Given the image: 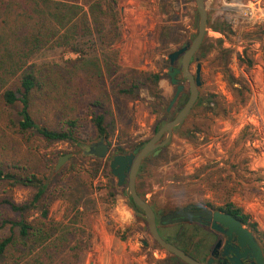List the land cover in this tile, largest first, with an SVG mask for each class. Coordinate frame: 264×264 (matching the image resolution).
<instances>
[{
  "label": "rangeland",
  "instance_id": "374dc122",
  "mask_svg": "<svg viewBox=\"0 0 264 264\" xmlns=\"http://www.w3.org/2000/svg\"><path fill=\"white\" fill-rule=\"evenodd\" d=\"M106 2H114L120 32V40L111 50L101 48L93 40L82 45L80 53L53 48L41 50L31 58L30 62L37 65L69 70L76 87L86 85V76H94L88 90L94 97H101L108 124L107 137L97 138L89 123L91 108L79 107L77 135L85 141L80 146L69 142L47 144L40 138L26 142L9 135V153L16 154L19 160L29 158L50 165L48 176L52 185L66 188L63 196L50 206L45 221L38 210L31 213L28 221L65 225L76 215L77 226L85 228L90 236L85 264H182L144 230L142 213L129 204L127 185L116 186V179L109 174V162L114 154L130 153L143 146L155 129L166 122L165 110L175 93L167 76V56L194 39L198 30L195 0ZM257 3L263 5L264 0H205L209 22L199 50L206 52V57L200 58L199 52L197 55L201 64L199 97L218 95L228 114L216 117L194 106L173 130L170 142L157 155L150 154L142 161L136 188L150 205L165 213L188 204L213 210L232 204L247 216L245 225L262 236L264 37L260 39L255 32L264 23L258 19ZM222 21L230 24L233 35L224 37L209 29L210 24ZM219 39L222 43H218ZM222 49L227 50L229 73L248 88L244 105L235 103L223 75L214 67L213 60ZM248 60L253 61L251 67L246 63ZM85 61L88 67L83 65ZM177 64L180 67V60ZM195 65L193 60L190 66L193 74ZM153 74L159 76L158 82L149 78ZM179 80L186 96L188 83L181 77ZM122 84L134 85L136 96L115 95L114 90ZM101 139L109 146L106 158L84 153L87 147L83 146ZM65 154L71 157L54 173L58 158ZM59 190L57 195L61 194ZM30 195L29 188H0V197L9 196L17 204L28 200ZM5 216L14 217L8 211ZM158 228L164 235L161 237L170 240L178 229L163 225Z\"/></svg>",
  "mask_w": 264,
  "mask_h": 264
},
{
  "label": "trees",
  "instance_id": "16d2710c",
  "mask_svg": "<svg viewBox=\"0 0 264 264\" xmlns=\"http://www.w3.org/2000/svg\"><path fill=\"white\" fill-rule=\"evenodd\" d=\"M116 15L114 2L109 4L106 0H0V188L31 189L29 199L21 204L9 196L0 197V233H5L0 236V264H85L90 236L85 228L77 226L76 215L65 225L28 221L34 210L45 221L50 206L57 197L63 196L66 188L52 185L53 180L48 176L50 165H41L29 158L19 160L16 154L9 153L7 145L9 135L26 142L40 138L47 144H84L77 135L79 107L91 108L89 123L97 138L107 137V112L103 111L101 97H94L88 90L94 76H86V85L76 87L69 70L30 61L44 49L61 48L80 53L81 46L93 40L101 48L111 50L120 40ZM209 29L224 37L234 34L225 21L210 24ZM255 34L262 39L264 26L257 27ZM203 43L204 40L199 50ZM199 53L200 58L206 57V52ZM226 57L227 50L222 49L213 60L214 67L223 75L235 103L244 105L248 88L229 73ZM239 60L244 62L241 57ZM246 63L249 67L253 65L252 60ZM83 65L88 67L89 63L85 61ZM149 78L154 82L159 80L157 74ZM114 93L136 96L132 84L119 85ZM187 99L188 93L178 98L176 110L172 109L173 117ZM195 107L216 117L228 114L216 94L198 97ZM57 190L61 194L57 195ZM113 191L111 187L112 197ZM130 203L134 211L142 213ZM219 210L247 224V216L234 205L227 204ZM7 211L14 217L5 216Z\"/></svg>",
  "mask_w": 264,
  "mask_h": 264
},
{
  "label": "water",
  "instance_id": "95a60500",
  "mask_svg": "<svg viewBox=\"0 0 264 264\" xmlns=\"http://www.w3.org/2000/svg\"><path fill=\"white\" fill-rule=\"evenodd\" d=\"M196 11L198 15V30L190 43L183 44L179 49L170 53L167 56L168 70L167 76L170 84L175 87V93L168 104L167 111H169L177 102L179 97H184V86L179 84L180 76L188 83V99L184 106L177 112V114L163 123L153 136L135 152L114 155L110 162L111 175L116 179V185L121 187L126 178V171H129V179L127 185V195L129 201H131L135 207L142 212V216L145 220L144 230H146L154 242L158 246L169 253L170 255L178 258L183 264H202L190 256L184 251L173 245L172 243L164 240L157 228L156 214L152 209L148 201H146L137 191L135 187V178L137 172L141 166L142 161L150 154L157 155L160 149L166 146L172 137L173 130L178 127L184 119L189 115L193 107L195 106L199 97V88L201 86L200 71L201 64L198 61V50L208 30V13L205 6V0H195ZM180 60V68H175V62ZM196 61L194 74L190 71L192 61ZM162 139V140H161ZM109 152V146L101 139L96 143H93L87 147L84 153L88 156H93L98 159H104ZM71 154H65L58 158L53 172L57 173L61 167L69 160ZM198 218L212 219L213 227L215 224H220L229 229L230 232H234L238 237V242L242 245V239L247 238L252 244V236L250 232L242 226L239 219L232 217L230 214L209 211L203 212H187V208L183 211L173 212L160 218V224L171 225L178 224L186 221H196ZM146 246V243H143ZM254 245V244H253ZM211 261L208 262L210 264ZM92 264V263H90Z\"/></svg>",
  "mask_w": 264,
  "mask_h": 264
},
{
  "label": "flooded vegetation",
  "instance_id": "af4514ba",
  "mask_svg": "<svg viewBox=\"0 0 264 264\" xmlns=\"http://www.w3.org/2000/svg\"><path fill=\"white\" fill-rule=\"evenodd\" d=\"M177 62L178 61L175 62L174 66L175 68H180L178 67ZM179 77L180 76H178V79ZM172 109H175V107L173 106L169 111H167L166 109V121L173 117V115L171 114ZM138 148L139 147H136L130 153L135 152ZM124 154L129 153L124 152L114 155ZM110 162L109 170L111 172ZM141 173V168H139L137 176L135 178V187L136 179L141 176ZM125 174L126 178L124 179V183L123 185H121V187H123L124 185H128L129 171H126ZM129 204H131L130 201ZM151 207L156 214L157 228L159 227V225H163L167 228H170L172 226L178 227L176 232L174 231L173 236H171V240L166 239L165 237V239H163L184 251L192 259L202 264H208L209 261H211L210 264H264V237L260 236L258 232L254 231L253 229L244 224H242V226L250 232L252 240L254 241V245L247 238L242 239L243 244L241 245L238 242V237L235 235V233L230 232L228 228L220 224H215L214 228L212 219L198 218L196 221H186L178 224H160L161 217L171 214L173 212L183 211L185 208H187V212H226L221 210H213L206 206L194 204L185 205L182 208L171 211L169 213H165L161 209H156L152 205ZM158 232L160 236H164L163 233H161V231L159 230V228ZM181 243L183 244L182 246L180 245Z\"/></svg>",
  "mask_w": 264,
  "mask_h": 264
},
{
  "label": "built area",
  "instance_id": "2783aa9c",
  "mask_svg": "<svg viewBox=\"0 0 264 264\" xmlns=\"http://www.w3.org/2000/svg\"><path fill=\"white\" fill-rule=\"evenodd\" d=\"M257 14H258V19L264 23V4L260 5L257 3Z\"/></svg>",
  "mask_w": 264,
  "mask_h": 264
}]
</instances>
